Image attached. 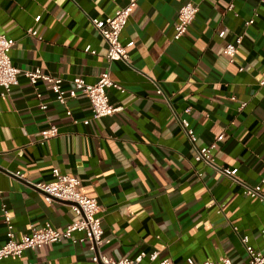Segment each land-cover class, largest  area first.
I'll return each mask as SVG.
<instances>
[{
	"label": "crops",
	"instance_id": "obj_1",
	"mask_svg": "<svg viewBox=\"0 0 264 264\" xmlns=\"http://www.w3.org/2000/svg\"><path fill=\"white\" fill-rule=\"evenodd\" d=\"M127 2L0 0V36L14 40L13 66L60 78L66 90L75 77L92 84L108 69L124 89L107 90L119 113L92 120L86 97L59 104L46 82L32 86L20 74L5 98L0 87V246L6 240L3 205L16 239L31 227L62 230L75 220L69 203H47L35 186L52 181L57 168L97 201L108 241L101 255L118 260L157 252V260L173 264L222 257L247 264L242 237L264 253V204L194 156L223 135L214 164L250 186L264 177V2L137 0L119 37L123 45L134 43L129 63L108 64L107 46L90 20L111 16ZM187 2L197 4L198 13L187 33L172 41L177 11ZM237 37L242 42L230 61L223 49ZM178 118L188 121L195 145ZM50 125L57 137L39 144L38 133ZM91 258L87 243L62 241L0 264H93ZM141 264L150 262L145 257Z\"/></svg>",
	"mask_w": 264,
	"mask_h": 264
},
{
	"label": "built area",
	"instance_id": "obj_2",
	"mask_svg": "<svg viewBox=\"0 0 264 264\" xmlns=\"http://www.w3.org/2000/svg\"><path fill=\"white\" fill-rule=\"evenodd\" d=\"M264 2V0H261ZM137 0H128L127 4L121 8H118L113 15L105 17L104 19L92 18L90 20L95 31L100 35L107 46L106 62L108 64L114 61H122L126 64L129 63L128 48L133 46V42H129L123 45L120 42V34L125 28L127 21L136 7ZM231 9V6H229ZM198 13V5L191 2H187L181 6L177 11L176 22L174 24V32L172 41H179L188 31L190 25L194 21ZM38 19H35L37 22ZM252 21H248L246 25H250ZM26 34L35 36L36 32L34 28H29ZM242 38L237 37L233 43L227 44L223 49V54L232 61L237 47L241 44ZM14 45V40L8 39L4 36H0V87L3 89L1 94L2 98H5L11 92L12 88L17 85V77L22 74L28 82L35 86L38 81L46 82L50 85V90L55 96V100L59 104H65L67 99H74L78 95H82L87 98L91 107V119L98 120L105 117H110L119 113L121 107H113L109 103L107 95L108 89H115L120 93L124 92V89L115 83L110 78V72L108 69L102 71L96 82L92 84L86 83L82 78L75 77L71 81V89H64V81L60 78L54 77L50 74L43 73L40 69H34L31 71H21L13 66L11 63L9 53ZM90 47H86V51H89ZM91 54H95L94 51H90ZM241 70V69H240ZM264 80L260 83L263 84ZM156 93L161 95L160 89L156 90ZM39 97V95L37 94ZM234 100V97L231 98ZM245 104H242V107ZM40 109H46L45 105H40ZM190 112V107L185 110V113ZM67 115L70 116V111H67ZM182 132L185 134L188 141L195 145L196 137L193 129L189 126L186 119H177ZM89 120L83 121V124L87 125ZM58 131L55 125L42 129L38 133L37 142L44 144L47 140L57 137ZM223 135H219L214 138V141L205 147L196 148L194 161L196 164H204L213 169L217 174L227 177L233 184L239 186L242 191V195L250 199H255L264 204V193L261 189V185L264 184V177L261 179V183L255 186L247 185L244 182L237 180L234 177V171L218 167L213 162L212 152L216 149L217 143L222 141ZM16 178H22L20 172L14 173ZM52 181L43 184L35 185L44 194V199L47 203H51L54 200L70 203V207L75 214L76 218L71 223L60 230L53 228L49 224L43 227H31L28 234L23 235L20 239H16L13 226L10 223V218L6 207H1V213L4 218V224L6 225V240L3 245L0 246V262L9 258H20L25 251H34L46 245L57 244L62 241L76 243H87L89 251L92 253L91 261L93 264H141L142 260L147 257L150 264H173L169 260H157L158 253L154 252L149 255L141 253L133 259L121 258L113 259L100 254L99 249L108 241L103 237V231L100 224V218L97 216L99 212V206L95 199L88 198L82 195L78 191L79 180L76 177L63 175L57 168L51 171ZM75 234H79L80 237L76 238ZM263 242H264V230ZM241 242L244 246L247 254V264H263L264 253L255 251L248 245V238L242 237ZM185 264H232L229 258L222 257L217 262H196L189 258Z\"/></svg>",
	"mask_w": 264,
	"mask_h": 264
},
{
	"label": "water",
	"instance_id": "obj_3",
	"mask_svg": "<svg viewBox=\"0 0 264 264\" xmlns=\"http://www.w3.org/2000/svg\"><path fill=\"white\" fill-rule=\"evenodd\" d=\"M70 204V203H69ZM264 264V263H263Z\"/></svg>",
	"mask_w": 264,
	"mask_h": 264
}]
</instances>
